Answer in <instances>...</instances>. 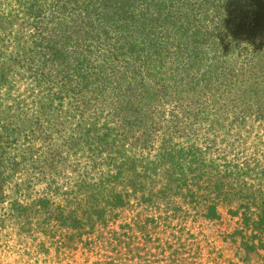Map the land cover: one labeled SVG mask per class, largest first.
Masks as SVG:
<instances>
[{
  "label": "trees",
  "instance_id": "1",
  "mask_svg": "<svg viewBox=\"0 0 264 264\" xmlns=\"http://www.w3.org/2000/svg\"><path fill=\"white\" fill-rule=\"evenodd\" d=\"M10 1L0 33L22 44L0 95V230L45 256L80 244L92 264L149 250L151 264H221L195 233L143 230L229 206L259 255L264 0Z\"/></svg>",
  "mask_w": 264,
  "mask_h": 264
},
{
  "label": "rangeland",
  "instance_id": "2",
  "mask_svg": "<svg viewBox=\"0 0 264 264\" xmlns=\"http://www.w3.org/2000/svg\"><path fill=\"white\" fill-rule=\"evenodd\" d=\"M8 1L0 0V13L6 14L7 17L4 18L7 20L8 16L16 10L14 2ZM18 37L19 35L15 32L0 33V95L8 91L17 71L16 68L11 67V64L17 61L14 57L20 51L18 46L22 44H18ZM228 209L233 211L235 207L220 208V218L213 220L196 216L182 221L183 224L179 223L181 220H172L173 222L169 224L170 220L168 219L167 222L160 219L156 223L148 222L144 225L143 233H151L153 237H157V235L162 237L164 233H195L202 245L204 258L207 253H211L209 248L213 247L212 250L216 251L215 257L217 261L222 262L221 264H261V261L264 264V258H261V255H264V250H259L261 252L258 255L256 252H248L245 249L242 243L244 241L243 233H239V219L233 216ZM125 218L126 213H122L121 218L113 227L118 228L125 222ZM246 234L250 235V233ZM262 241L264 245V237ZM158 253L157 250H149L145 262L151 264L154 254L157 255V258L162 259L161 254ZM97 257L99 254L96 252H83L80 244L65 254L62 253L59 258L55 256L53 248L47 256L36 254V249L30 239L20 236L12 224L9 223L6 228L0 230V264H92V261ZM204 258L203 263L205 262ZM164 263L163 260H160L157 264Z\"/></svg>",
  "mask_w": 264,
  "mask_h": 264
}]
</instances>
